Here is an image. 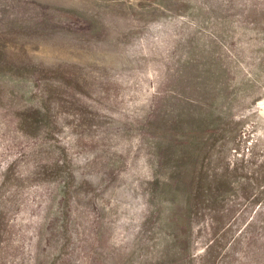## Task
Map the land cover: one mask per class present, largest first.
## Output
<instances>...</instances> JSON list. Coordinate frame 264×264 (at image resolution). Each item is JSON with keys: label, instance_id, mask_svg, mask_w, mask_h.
Segmentation results:
<instances>
[{"label": "rangeland", "instance_id": "obj_1", "mask_svg": "<svg viewBox=\"0 0 264 264\" xmlns=\"http://www.w3.org/2000/svg\"><path fill=\"white\" fill-rule=\"evenodd\" d=\"M0 264H264V0H0Z\"/></svg>", "mask_w": 264, "mask_h": 264}]
</instances>
